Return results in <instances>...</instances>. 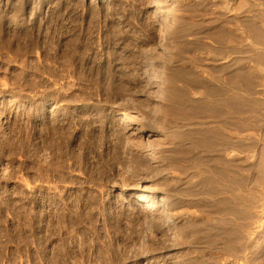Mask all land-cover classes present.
<instances>
[{
    "label": "rangeland",
    "instance_id": "obj_1",
    "mask_svg": "<svg viewBox=\"0 0 264 264\" xmlns=\"http://www.w3.org/2000/svg\"><path fill=\"white\" fill-rule=\"evenodd\" d=\"M149 258L264 264V0H0V264Z\"/></svg>",
    "mask_w": 264,
    "mask_h": 264
},
{
    "label": "bare ground",
    "instance_id": "obj_2",
    "mask_svg": "<svg viewBox=\"0 0 264 264\" xmlns=\"http://www.w3.org/2000/svg\"><path fill=\"white\" fill-rule=\"evenodd\" d=\"M169 83L172 84L173 81L175 80V76H173L172 74L168 77ZM142 215L145 217L147 216V212L146 211H142ZM155 229V228H154ZM161 263V259L160 258H149L145 261V264H160Z\"/></svg>",
    "mask_w": 264,
    "mask_h": 264
}]
</instances>
